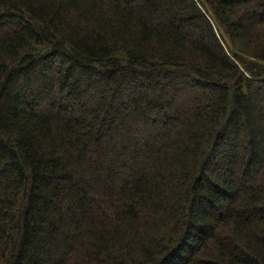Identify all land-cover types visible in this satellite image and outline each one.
<instances>
[{
  "label": "trees",
  "instance_id": "1",
  "mask_svg": "<svg viewBox=\"0 0 264 264\" xmlns=\"http://www.w3.org/2000/svg\"><path fill=\"white\" fill-rule=\"evenodd\" d=\"M0 264H264V0H0Z\"/></svg>",
  "mask_w": 264,
  "mask_h": 264
},
{
  "label": "rangeland",
  "instance_id": "2",
  "mask_svg": "<svg viewBox=\"0 0 264 264\" xmlns=\"http://www.w3.org/2000/svg\"><path fill=\"white\" fill-rule=\"evenodd\" d=\"M197 91H199V89H197Z\"/></svg>",
  "mask_w": 264,
  "mask_h": 264
}]
</instances>
